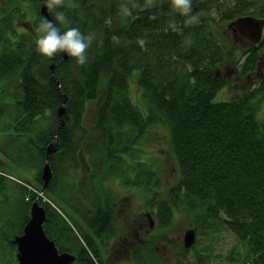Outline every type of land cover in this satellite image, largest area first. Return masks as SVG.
<instances>
[{
    "label": "trees",
    "instance_id": "16d2710c",
    "mask_svg": "<svg viewBox=\"0 0 264 264\" xmlns=\"http://www.w3.org/2000/svg\"><path fill=\"white\" fill-rule=\"evenodd\" d=\"M121 2L66 0L63 11L71 23L62 30L78 27L96 40L86 65L69 56L56 66L59 85L51 66L64 54L48 59L36 51L38 21L46 17L40 0H0L1 260L15 263L14 238L42 189L47 149L61 124L62 88L68 95L65 124L49 156L53 178L44 191L50 199L42 203L46 232L62 250L75 253L73 264H107L116 232L111 182L120 174L124 181L130 171L135 176L129 185L157 177L154 162L137 160L130 171L124 166L132 160V145L156 123L167 128L179 181L158 202L156 221L163 229L138 243L125 262L111 264H161L155 243L172 241L167 230L178 213L196 230L191 247L183 238L184 253L196 249L205 230L228 231L243 250L242 256L230 250L227 259L264 264V35L257 44L240 46L237 32L220 27L242 15L264 18V0H193L199 23L182 27V33L169 27L170 21L183 26L184 20L171 15L170 0L133 9L132 17L120 15ZM189 35L192 42L186 44ZM234 62L237 75L252 81L217 100L231 86L222 69ZM135 81L146 101L143 109L132 95ZM85 161L87 182L79 189ZM154 190L150 201L158 200ZM195 252L197 263L213 264L212 252Z\"/></svg>",
    "mask_w": 264,
    "mask_h": 264
},
{
    "label": "rangeland",
    "instance_id": "374dc122",
    "mask_svg": "<svg viewBox=\"0 0 264 264\" xmlns=\"http://www.w3.org/2000/svg\"><path fill=\"white\" fill-rule=\"evenodd\" d=\"M228 24L220 26L221 31L225 33V31L229 28ZM229 34H232L231 29ZM241 37V35L237 34L236 41L241 44L240 46H243L246 44L245 38L242 37L244 39L243 40ZM222 70L228 77L229 83L231 82V86L228 85L221 89L216 95L217 100L232 96L234 90L239 92L244 86H247L252 81V79L246 78L245 76L239 77L237 75V66L235 62L233 64L229 63ZM262 73H264V67H262ZM131 88L134 100L139 103L140 107L143 109L146 101L143 99L142 91L138 83L136 81L132 82ZM90 114L92 115V111ZM260 115L261 118L264 119V105L261 107ZM156 124L157 125H155L151 130H147L144 136L140 137V139L132 145L130 149L131 153H128V157L132 160L130 163L127 160L124 166L126 165L130 171L129 164L132 162H136L141 159L148 160L151 163L154 162V165L158 169L157 177L146 184L129 185V182L134 180L135 176L134 173L132 174V171H130L127 179L123 176L124 181L122 180L120 174V177L117 178L116 176V179L111 182V185L113 186L112 192L115 197L110 199V202H112V205L114 206L112 214L114 217V227L116 232H114L115 237L110 240L107 247L108 252L106 250L107 253H105L107 264H111L112 262H125V260L131 257L132 252L130 250H132L138 243L143 244L146 238L149 239L150 234L151 236H155L159 229H163V225L159 226L156 221V218L158 219L156 214L159 212L158 205L159 203L163 204V200L161 199L165 198L167 190L178 183L179 175L174 155L170 151L168 144L169 136L167 128L163 123ZM86 165L87 162L85 166ZM150 165L154 166L153 164ZM88 172V165L87 168H83L81 170V177L77 181L79 189L86 184ZM84 176H86V180L83 179ZM153 188H155L154 191L156 192V197L158 199L156 201L149 200V198H151L154 194ZM37 197L39 199V204L45 207L46 205L42 202L48 200L49 198L45 194V191H42L41 189V191L38 192ZM32 205L30 207V216L23 227V232L26 224L31 218ZM69 210L74 211L70 207ZM178 214L174 218H177L176 222L167 230V234L172 241L166 240L159 241L157 244L155 243L156 249L160 252L163 258V262L161 264H199L196 262L197 253L195 252L198 250L204 252L205 250H208L209 253L212 252L213 255L216 256L214 258L212 257L213 264H236L238 262L239 258L227 259L226 257L230 253V250H235L237 256H242L240 252L243 250L241 247L243 243L240 241V245L238 243V237L228 231H214L210 233L205 230V234H199L196 249L184 253L180 246L183 244L182 241L185 230L190 228L188 227L189 219L184 216V214L178 218ZM1 224L2 220L0 219V227ZM55 242L59 250L63 251L56 240ZM15 244L16 248L14 257L16 261L14 264H17V253L19 249L17 243ZM2 245L6 247L9 246V243L8 241H5L2 242ZM9 250L11 251V249ZM1 259H3V255L0 253V264H4ZM76 260L77 256L71 264L76 262ZM145 260L146 263H150V257L148 255L145 256Z\"/></svg>",
    "mask_w": 264,
    "mask_h": 264
},
{
    "label": "water",
    "instance_id": "95a60500",
    "mask_svg": "<svg viewBox=\"0 0 264 264\" xmlns=\"http://www.w3.org/2000/svg\"><path fill=\"white\" fill-rule=\"evenodd\" d=\"M40 2L41 12L49 20H53V17L48 12L46 6L44 7L43 0H40ZM228 26L245 36L250 42L258 43L262 39L264 33V18L253 14L242 15L231 20ZM68 57L67 54H64L60 60L54 62L51 66L52 76L56 79L59 85L61 84L55 74V69L58 64L66 60ZM61 98L62 104L59 108L61 124L56 131L55 139L49 144L47 149L45 165L43 168L44 185L42 191L45 190L50 180L53 178V170L49 162V156L56 150L59 139L58 131L65 124L63 115L66 111L68 95L63 92L62 88ZM31 211V218L26 224L24 232L16 235L14 239V242L17 243L19 249L17 253V264H71L76 257L75 254L66 250L60 251L56 245L55 239L51 238L44 228V222L47 218L46 209L39 204L38 197L34 200ZM183 238L185 246L191 247L196 241V230L192 227L188 228L185 230Z\"/></svg>",
    "mask_w": 264,
    "mask_h": 264
},
{
    "label": "clouds",
    "instance_id": "9594fccd",
    "mask_svg": "<svg viewBox=\"0 0 264 264\" xmlns=\"http://www.w3.org/2000/svg\"><path fill=\"white\" fill-rule=\"evenodd\" d=\"M50 14L54 13L53 20L42 18L38 21L36 28L37 38L35 40L36 51L43 57L52 59L59 54H67L75 59L77 65L84 66L88 63V51L96 40L95 34L83 33L78 27H65L71 23L63 9L67 6L66 0H43ZM158 0H144L141 4L138 0H122L118 5L120 15L132 17L133 9L145 10L156 7ZM171 15L176 14L184 17L183 26L170 21L169 27L172 31H181L182 27H193L199 23V17L193 14V0H170ZM191 36L186 37L185 43L190 44ZM143 46L144 41H139Z\"/></svg>",
    "mask_w": 264,
    "mask_h": 264
},
{
    "label": "flooded vegetation",
    "instance_id": "af4514ba",
    "mask_svg": "<svg viewBox=\"0 0 264 264\" xmlns=\"http://www.w3.org/2000/svg\"><path fill=\"white\" fill-rule=\"evenodd\" d=\"M242 37L245 38V43H246V44H249V43H250V40H249V39H247V38L244 37V36H242ZM242 37H241V38H242ZM243 38H242V39H243ZM243 40H244V39H243ZM113 208H114V207H113ZM130 251H131V250H130Z\"/></svg>",
    "mask_w": 264,
    "mask_h": 264
}]
</instances>
